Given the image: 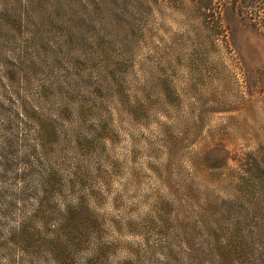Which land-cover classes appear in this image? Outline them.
Instances as JSON below:
<instances>
[{"label": "rangeland", "instance_id": "obj_1", "mask_svg": "<svg viewBox=\"0 0 264 264\" xmlns=\"http://www.w3.org/2000/svg\"><path fill=\"white\" fill-rule=\"evenodd\" d=\"M70 260L264 264V37L192 0H0V264Z\"/></svg>", "mask_w": 264, "mask_h": 264}, {"label": "trees", "instance_id": "obj_2", "mask_svg": "<svg viewBox=\"0 0 264 264\" xmlns=\"http://www.w3.org/2000/svg\"><path fill=\"white\" fill-rule=\"evenodd\" d=\"M192 4L204 14L206 12V14L221 15L226 10L231 15L241 19L247 27L264 37V0H192ZM223 28L225 30L231 29L230 23H222V21L216 23L215 29L217 31ZM41 246L45 256L58 262L59 258L63 257L68 243L59 236L58 230H56L51 239L41 242ZM68 264L75 263L70 260Z\"/></svg>", "mask_w": 264, "mask_h": 264}]
</instances>
